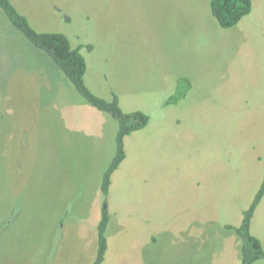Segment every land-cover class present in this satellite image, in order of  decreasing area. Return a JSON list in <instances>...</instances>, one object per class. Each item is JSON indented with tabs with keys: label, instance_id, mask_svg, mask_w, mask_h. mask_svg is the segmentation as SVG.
Masks as SVG:
<instances>
[{
	"label": "rangeland",
	"instance_id": "obj_1",
	"mask_svg": "<svg viewBox=\"0 0 264 264\" xmlns=\"http://www.w3.org/2000/svg\"><path fill=\"white\" fill-rule=\"evenodd\" d=\"M10 1L83 47L92 93L149 123L104 195L118 122L0 9V264H92L104 210V264H241L227 227L264 185V0L229 29L212 0ZM251 232L264 247V197Z\"/></svg>",
	"mask_w": 264,
	"mask_h": 264
},
{
	"label": "trees",
	"instance_id": "obj_2",
	"mask_svg": "<svg viewBox=\"0 0 264 264\" xmlns=\"http://www.w3.org/2000/svg\"><path fill=\"white\" fill-rule=\"evenodd\" d=\"M0 9L7 15L12 25L19 30L36 48L46 53L52 61L65 74L76 91L86 103L93 108L108 114L118 122L119 128L116 137L117 153L107 169L102 183L104 195H108L111 186V177L126 158L124 149L125 138L147 127L149 117L142 112L124 113L116 97L113 100L100 98L90 91L86 85L87 62L81 50L83 47L74 48L70 40L61 33L37 32L28 19L18 12L10 0H0ZM253 9L252 0H212L211 11L218 24L229 29L237 26L242 19L250 15ZM90 50V49H89ZM264 197V185L249 210L244 214V219L239 227L228 226L241 240V264H255L264 259V247L261 241L251 232L252 220L257 207ZM110 217L104 210L103 219L98 226L97 255L92 264H104L107 252V237Z\"/></svg>",
	"mask_w": 264,
	"mask_h": 264
}]
</instances>
